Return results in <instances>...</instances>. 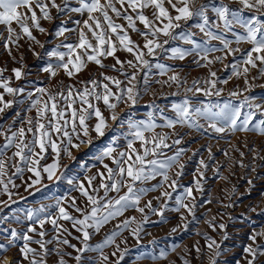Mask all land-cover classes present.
Instances as JSON below:
<instances>
[{"label":"snow or ice","instance_id":"obj_1","mask_svg":"<svg viewBox=\"0 0 264 264\" xmlns=\"http://www.w3.org/2000/svg\"><path fill=\"white\" fill-rule=\"evenodd\" d=\"M238 5L233 10L232 5L220 3L211 6V12L215 15L216 20H211L208 15L209 5L201 3L197 5L196 0H79L78 7H70L69 0H0V36H3L2 46L7 54L12 56V47H18V41L22 37H27L29 41L35 42L41 48L43 44L33 34V30L40 33H46V29L42 26L41 21H52V9L57 13H62L67 9L72 13L86 14V19L82 22L77 20L75 23L78 28L70 30L60 28L56 35L63 36L66 32L77 31V42L62 44L66 51L53 50L49 53L50 57H55L57 63H48L42 70L54 77L57 69H63L68 77L75 76L76 73L83 71L89 63H94L101 69L111 68L119 72L124 77L123 80L114 76L105 74L104 71L99 73L102 79L92 78L87 81H79L84 85L83 88H76L73 85L67 86L66 89L61 88L56 91L47 88H37L35 93L27 92L25 99L29 102L26 111L33 112L34 116L29 115L21 118V112L17 111L12 117L13 123L17 118L20 119L21 127L12 131V125H9L7 131L0 130V136L4 137V142L0 144V177L7 175L9 161H14L12 167L15 171L12 175H20L25 170L32 174L35 179H31L28 187L41 183L42 174H46L49 181L60 180L63 173L58 174L62 167V157L69 160H75L72 149L80 150L82 145L90 146L94 138L105 137L106 132L110 128L109 120L112 122L126 123L128 131L124 133L126 146L123 150L117 151L114 139L104 147L100 154L96 157L105 169V172H97L96 175L86 176L87 185L78 183L74 185V190L78 191L81 197L86 198V206L90 205V209L85 211L76 204L73 198L72 207L81 214L82 218L70 215L65 207L62 206L63 201L57 200V215L46 214L43 219L40 214L46 213V208L41 206L35 210H28L27 219L33 221L22 235H18L16 229H12L10 237H6V242H0V264H21V260L16 256H8L6 253L16 248V241L22 239L23 246L18 248V256L22 257L27 264H49V257L55 256L53 264H67L65 256H71V252H66L65 247L73 249L76 252L74 256L75 264H113L109 261L108 255L104 254L105 246L112 245L116 241V237L120 233L128 229L136 218L130 217L124 219L121 224L116 225V229L105 236L103 241L94 247L89 244L92 232H100V230L116 217L122 216L129 208H134L137 212L144 214L145 208L149 212L160 217L161 223H166L165 211L167 209L168 200L172 198V193L176 191L178 179L182 176L184 164L180 158L184 154L185 149L177 147L174 154L166 156L164 149H170L173 145H180L182 138L172 140L170 145L167 141L170 136L166 132H156L157 127L174 129L176 125L187 126L189 129H204L205 132L211 131L216 134L235 133V132H254L264 137V119H258L253 122V118L259 113L264 117V107L258 103H252L250 97L245 96L239 105H233L225 102L223 105L204 104L199 102L193 106L192 101L185 97L180 103H174L172 109L175 112V119L163 118L164 123L157 125L153 122L151 114L147 121H133L129 118L124 121L117 111L120 106L128 107L137 104L140 98V90L138 88V80L140 74L143 73L145 85L149 83V74L153 68L158 70V75L167 76L166 80H156L155 83L167 85L171 87L184 86L185 92H192L193 95L200 93L205 97H219L223 89L217 88L218 83H227V80L218 81L216 72L209 69L208 77L201 85L200 80H193L191 86H186L187 81L183 80L179 72L168 68L163 63H152V59H156L161 55L166 56L169 60L183 61L189 55H195L198 60L193 62L201 67H207L215 62H222L225 56H234L236 53H242V59L231 65L232 75L229 77H244L245 91L251 87L248 80L249 73L255 69L259 77H264V20L260 17L264 16V0H233ZM146 10H151L150 13ZM245 12L250 15H243ZM193 18H199L200 23L193 24L192 27L198 28L207 38L203 43H197L192 37L194 33L187 31L185 25ZM116 19L125 21L126 24L117 23ZM82 24V26H81ZM142 25V28L138 27ZM213 24L217 29H223L224 33H231L235 37V43L239 45L244 42L250 45L248 49L239 47L232 48L230 45L233 41L225 38L223 34H217L211 30ZM238 26L243 34L234 31V27ZM180 30V31H177ZM129 32L136 33L143 38V43H137L132 40ZM180 40L184 44L191 45L190 49L182 47H165L172 41ZM217 40L222 48L210 47L209 41ZM58 46V47H60ZM117 51H123L132 57V59L121 60L117 55ZM222 52L225 56H214L209 58V53ZM170 53V54H169ZM34 55H39L33 52ZM111 57L115 63L105 65L102 58ZM15 59V57H13ZM23 57H21V60ZM204 61L205 63H201ZM117 65L119 67L117 68ZM131 69V71H129ZM6 68H0V116L6 114L7 110L12 109L15 104H22L23 100L16 98L25 93L22 86L13 87L12 78L20 81L26 73L24 66L14 67L11 69V75L5 76ZM169 72L172 74L169 75ZM258 77H253L256 79ZM88 85H91L89 87ZM147 91V87H145ZM40 94V95H37ZM176 95V93H172ZM239 91L229 92V96L237 97L241 95ZM12 97L6 99L5 96ZM102 102L104 109L99 106ZM245 106L248 111H241ZM213 109H216L213 111ZM107 113V114H106ZM241 116L243 119L241 120ZM203 119L207 122V127L200 123ZM10 133V134H8ZM94 134V136H93ZM174 135L179 137L178 132ZM130 137V138H129ZM248 145L245 144V147ZM14 148L11 156H6L9 149ZM240 157L244 152L240 151L233 145ZM51 150L52 162L41 164L46 159V153ZM254 153L253 160L259 159L264 161V156H260L257 149L252 148ZM228 153L225 152V156ZM160 157H164L161 159ZM111 160L114 167H110L107 163H103L104 159ZM209 159H212L211 149H209ZM240 167H246L243 161H237ZM23 165V167H22ZM63 167H67L64 165ZM83 167V165H81ZM177 167L180 171L175 172V179H171L169 188L172 191H162L161 197L166 199L160 203L159 208L153 206L152 200L140 207L141 199L151 191L163 187L170 180L169 170ZM207 168L204 160L200 161L197 169L199 179H195V191L203 192L201 181L204 179V172L201 169ZM255 171V167L252 169ZM216 171V170H214ZM162 179L151 187H145L148 181L155 180L157 177ZM99 177L98 187L93 185V181ZM221 179L227 177L221 176ZM73 184L72 180L68 181ZM248 183L251 185L252 181ZM12 184L16 187L11 178L5 182L0 179V187L4 195L8 196L7 201H2L4 207H7L12 201V192L8 185ZM137 184L142 186L137 187ZM91 189V192L89 191ZM122 189H126L122 195L115 198H109V193H120ZM27 190V189H26ZM40 189L37 188L36 191ZM103 190V195H99ZM193 188H185L183 194L176 196L175 207L171 209L173 212L181 213L183 209L188 216L195 219V196ZM235 191V187L233 188ZM155 199L159 200V197ZM185 199H189L185 203ZM211 203V201H208ZM230 206V205H229ZM255 211V209H253ZM182 227L186 229L188 224L186 216L181 213L180 216ZM215 219V218H213ZM70 222L71 228L79 233L78 236L72 237V232L65 227L60 221ZM148 216L143 215V223H147ZM209 227L214 225L210 221H206ZM51 224L52 230L56 233L51 239H46L47 231L45 225ZM39 226V231L37 227ZM171 229L172 233L177 232V228ZM219 228L223 230L224 224H220ZM143 231L142 224L131 229L133 235L139 243L140 233ZM72 237L80 242V246L71 243L63 234ZM39 237L34 239L33 235ZM205 239L209 241L207 247L211 250L212 255L209 257L210 264H216L221 245L216 240L205 234ZM223 239H227V234ZM250 244L243 248L244 257L243 264H264V243L258 240H264V229L260 231L253 230L248 236ZM36 244L38 248L31 245ZM55 244L50 248L49 245ZM173 246V251H175ZM195 247L197 253L201 251L199 247ZM126 249L121 250L117 245L116 250L112 252L119 257L114 264H120L123 260ZM99 253V259L93 261L92 257H86L85 253ZM168 253L161 249L158 256L153 255L152 259L167 260ZM171 264V262H169ZM184 264H189L185 260ZM236 264H242L240 260Z\"/></svg>","mask_w":264,"mask_h":264},{"label":"rangeland","instance_id":"obj_2","mask_svg":"<svg viewBox=\"0 0 264 264\" xmlns=\"http://www.w3.org/2000/svg\"><path fill=\"white\" fill-rule=\"evenodd\" d=\"M57 3H61V0H57ZM204 3L209 5L208 15L211 20L215 21L216 17L211 12V6L219 5L220 3H227L232 5L233 10H236L238 5L233 3V0H206ZM70 7H78L79 0H69ZM151 10H146L150 13ZM53 20L52 21H41L42 26L47 30L46 33H40L39 31L33 30V34L36 38L43 44L41 48L33 41H29L27 37H22L18 41V47H12V56L10 57L7 52L0 46V68H6L5 76L11 75V69L14 67L24 66V71L26 73L25 77L17 81L12 78L11 84L13 87L22 86L25 88V93L17 97V100H23L22 104H15L12 109L7 110L6 114L0 116V130L7 131L9 125H12V131L21 127L20 119L29 115L34 116L33 112L26 111L28 107V101L25 99L27 92L35 93L37 88H47L52 91L59 90L61 88L66 89L67 86L73 85L76 88H83L84 85L80 84L79 81H87L92 78L102 79L99 76L101 71L105 74L114 76L118 79L123 80L124 77L119 74V72L112 70L110 67L101 69L94 63H89L87 67L76 73L73 77H68L63 69H57L56 76L52 77L49 73L44 72L42 69L47 66L48 63H57L55 57H50L49 53L53 50L56 51H66L62 44L75 43L77 42V31L66 32L63 36L56 35L60 28H67L70 30H75L78 25L75 21H83L86 19V14L81 15L80 13H72L65 9L62 13H57L55 9H52ZM243 15L247 16L250 13L245 12ZM264 20V16L260 17ZM117 23L126 24L125 21L116 19ZM200 23L199 18H193L191 21L185 25V29L194 33L193 39L197 43H203L207 39L203 33L199 31L198 28L192 27L193 24ZM82 26V24H81ZM138 27L142 28V25L138 24ZM218 35L223 34L226 39L233 41L230 45L232 48L248 49L250 45L241 42L239 45L235 43V37L231 33H224L222 26L217 29L215 24H213L212 29ZM0 31H2V26H0ZM180 31V30H177ZM234 31L243 34L242 30L236 26ZM132 40L137 43L142 44L143 38L136 33L129 32ZM3 36H6V32H3ZM3 36H0V45L3 42ZM60 46V47H58ZM210 47L222 48V45L217 40L209 41ZM167 47H182L190 49L191 45L184 44L182 41H172ZM33 52L39 55H34ZM170 54V53H169ZM116 55L121 60L132 59L130 54L117 51ZM214 56H225L222 52L209 53V58ZM15 57V59H13ZM21 57L23 59L21 60ZM152 63H163L168 68L179 72L183 80L187 81L186 86H191L193 80H200L201 85L203 81L208 77L209 69L216 72V79L218 81L227 80L225 83H218L217 88L223 89L219 97L213 95L205 97L204 95L197 93L195 96L192 92H185V87H177L172 85L171 87L167 85L157 84L156 80H166L167 76H159L158 70L153 68L149 74V83L146 86L143 73L140 74L138 80V88L140 90V98L136 105L128 107L126 105H121L117 109L124 121L129 118L133 121H147L149 119V114H151L152 120L157 125L164 123L163 118L175 119V112L172 109L174 103H180L185 97L192 101L193 106H196L199 102L204 104H214L223 105L225 102H230L233 105H239V103L248 96L252 103L261 104L264 107V77H259L255 69H253L249 75L248 80L251 87L248 91H245L244 77H229L232 75L233 63H237L242 59V53H236L234 56H225L222 62H213L207 67H201L194 63V60H198L194 54L187 56L183 61L181 60H169L166 56L161 55L156 59H152ZM102 62L105 65H112L115 61L108 57L106 59L102 58ZM201 63H205L201 61ZM119 65H117V68ZM131 71V69H129ZM172 73L169 72V75ZM253 77H258L253 79ZM91 87V85H88ZM147 87V91H145ZM239 91L242 93L237 97L229 96V92ZM172 93H176L173 95ZM40 95V94H37ZM6 99H12V97L5 96ZM101 109H104L102 102L99 105ZM216 109H213L215 111ZM248 107L245 106L241 109L242 113L248 111ZM17 111L21 112V118H17L15 123H13L12 117L15 116ZM107 114V113H106ZM243 119V116L240 118ZM258 119H264L257 113V116L253 118V122ZM201 124L207 127V122L203 119L200 120ZM110 128L106 132L105 137L94 138L90 146L82 145L80 150L72 149L73 155L76 157L75 160H69L67 157H62L61 159V169L58 174L63 173L60 180L49 181L46 174H42L41 183L34 185L29 188L28 184L31 183V179H35L31 173L25 170L20 175H12L15 171L12 164L14 161H9L7 175L0 177L5 182L9 178L12 179L16 187L9 184V190L12 192V201L9 202L7 207H4L0 203V242H6V237H10L11 230L16 229L18 235H22L27 231L30 224L33 221L27 219L28 210H35L44 206L46 208V213L40 214V218L43 219L46 214H51L53 216L57 215L56 202L57 200H62V206L70 213V215L77 218H82L81 214L76 212L72 205L73 198L76 200L78 207L84 209L85 211L90 209V205L86 206V198L81 197L78 191L74 190V185L78 183H84L87 185L85 179L86 176L90 177L96 175L97 172H105L103 164L96 159L100 154L101 150L106 147L109 143L115 139L116 143L113 145L117 147V151L123 150L126 146V140L124 133L128 131L127 124H121L119 122H112L109 120ZM156 132H166L169 134L170 138L167 141L170 145L173 139L182 138V143L180 145H173L170 149H164L166 156H171L174 154L177 147L185 149L184 154L181 156L180 161L184 164L182 170V176L178 179V187L176 191L172 193V198L168 200L167 209L165 211L166 223L160 222V217L149 212L145 208V213L141 214L137 212L134 208L127 209L122 216L116 217L110 220L100 232H92V237L89 241L91 246H95L103 241L105 236L110 232L117 230L116 225L121 224L124 219L135 217L136 223L129 226L128 229L123 230L116 241L112 245L105 246L103 249L104 254L108 255L110 262H115L119 257V252L116 256L112 255V252L116 250L117 245L121 250H127L123 260L120 264H184V261H189V264H210L209 257L212 255L211 250L207 247V241L205 239V234L208 237L216 240L217 243L221 245L220 255L216 257V264H236L237 260H240L243 264L244 252L243 248L250 244L251 241L248 236L253 230L260 231L264 229V161L259 159L253 160L254 153L251 151L252 148L258 150L260 156H264V137H261L257 133L248 132H235V133H225L216 134L214 132H205L204 129H189L187 126L176 125L174 129L157 127ZM174 132H178L179 137L174 135ZM10 134V133H8ZM94 136V134H93ZM130 138V137H129ZM4 142V137L0 136V144ZM245 144L248 146L245 147ZM239 148L240 151L244 152V156L240 157L238 151L233 148ZM209 149H211L212 159H209ZM15 149H9L6 156H11ZM225 152L228 153L225 156ZM51 150L49 149L46 153V159L41 162V164L52 162ZM5 157H0V159ZM163 159L164 157H160ZM204 160L207 164V168L201 169L204 172V179L201 181L203 192L195 191V179H199V173L197 172L200 166V161ZM243 161L246 167L241 168L237 161ZM103 163H107L110 167H114L111 160L105 158ZM66 165L67 167H63ZM83 165V167H81ZM23 167V165H22ZM255 167V171H253ZM216 170V171H214ZM180 171L179 168L174 167L169 170L170 180L166 182L163 187L157 188L155 191L147 193L140 203V207H143L148 200H152L153 206L159 208L160 203L163 202L165 197H161L160 193L162 191H172L169 188V183L171 179H175V172ZM221 176L227 177V179H221ZM31 178V179H30ZM195 178V179H194ZM161 177H157L155 180L148 181L145 187H151L153 184L159 183ZM72 180L73 184H69L68 181ZM251 180V185L248 181ZM100 179L97 177L93 181V185H99ZM142 185L137 184V187ZM235 187V191L233 188ZM39 188V191L36 189ZM185 188H193V195L195 196V203L197 205L195 210V219L188 216L187 213L182 209L181 213L186 216V222L188 227L184 229L182 227V222L180 219L181 213L171 211L175 207V198L178 195L183 194ZM27 189V190H26ZM91 192V189H89ZM126 189H122L121 192L109 193V198H115L118 195H122ZM99 195H103V190L100 191ZM159 197L160 199H155ZM8 196L3 194L2 187H0V202L7 201ZM211 201V203H208ZM189 199H185V203H188ZM230 205V206H229ZM255 209V211H253ZM148 216L147 223H143V215ZM215 218V219H213ZM206 221H210L214 227H209ZM65 227L69 228L72 232V237L78 236L79 233L75 232L71 228L70 222L60 221ZM137 223L142 224L143 231L140 233L139 243L137 239L131 235V229L137 226ZM220 224H224L225 228L221 230L219 228ZM177 232L172 233L171 229L177 227ZM37 231H39V226ZM45 230L47 231L46 239H51L56 233L52 230L51 224L45 225ZM227 234V239H223L224 235ZM34 239H39L38 236L34 234ZM67 237L71 243L80 246V242L72 237L67 236L64 233L62 238ZM258 242L264 243V240H258ZM24 241L19 239L16 241V248L10 249L6 255L16 256L21 260V264H27V261H23L22 257L18 256V248L23 246ZM34 248H38V245L32 244ZM56 245H49L50 248ZM173 246L175 251H173ZM199 247L201 251L196 252L195 247ZM65 247L66 252H71V256H65L67 264H75L74 256L76 252L73 249ZM161 249H164L168 253L167 260H153L152 256H158ZM86 257H92L93 261L99 259V253L89 252L84 254ZM56 259L55 256L49 257V264H53V260ZM259 260H264V257H260Z\"/></svg>","mask_w":264,"mask_h":264},{"label":"built area","instance_id":"obj_3","mask_svg":"<svg viewBox=\"0 0 264 264\" xmlns=\"http://www.w3.org/2000/svg\"><path fill=\"white\" fill-rule=\"evenodd\" d=\"M206 0H196L197 2V5L201 4V3H204Z\"/></svg>","mask_w":264,"mask_h":264}]
</instances>
